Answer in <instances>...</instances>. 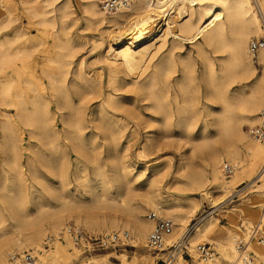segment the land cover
Here are the masks:
<instances>
[{"label":"bare ground","instance_id":"bare-ground-1","mask_svg":"<svg viewBox=\"0 0 264 264\" xmlns=\"http://www.w3.org/2000/svg\"><path fill=\"white\" fill-rule=\"evenodd\" d=\"M83 1L87 27H96L112 40H118L117 47L110 40H106V46L102 42L99 61L108 69L106 86L103 71L91 74L77 56L78 45L73 44L69 35V18L74 14L71 0H20L39 24L60 23L55 34L62 50L49 58L55 66H47L42 74L38 72L36 57L27 47L26 33H3L16 18L10 10L12 5L4 6L0 0V16L6 17L5 24L0 21L1 187L8 189V181L12 182V188L20 185L9 194L0 191V264H16L8 258L15 246L43 249L46 240L51 245L55 238L48 235V230L61 228L65 232L68 223L62 225L70 215L98 230L118 231L126 226L135 235L136 243H145L154 221L149 217L150 211L147 216L144 211L153 208L151 211L175 221L172 233L167 235L168 242L178 232L181 237L190 216L198 209L199 200L195 196L163 195V177L174 165L170 159L151 166L141 161L151 158L169 142L179 150L184 145L190 146L186 151H178L176 170L169 174L165 187L177 186L179 190L207 198L213 207L220 206L238 191L231 187L235 179L245 173H256L257 163L263 161L255 176L257 180L253 179L255 173L248 180L254 184L262 179L254 191L260 188L264 191V141L244 128L245 124L254 125L259 120L264 106V49H259L255 57L250 50V37L260 31L262 21L253 7L262 11L264 3L253 0V6L251 0H130L126 6L107 12L101 7V0ZM160 18L163 23L158 27ZM60 31L66 35L65 39L59 35ZM169 37H173L171 42ZM185 41L194 44L202 58V99L195 97L202 83L192 76L191 65L184 66L175 79L182 95L176 88L171 92L169 64L176 48ZM210 50L218 54L212 56ZM159 53L160 58L152 62ZM75 56L76 67L72 66L74 58L70 59ZM253 58L263 64L261 72ZM239 81H245L246 85L234 89L232 85ZM128 92L140 95L142 100L149 99L151 103L143 107L163 114L159 138L145 135L136 156L130 152V143L139 138V132L136 125L129 130L132 120L125 106ZM96 99L97 104L89 105ZM59 124L76 152L74 162L66 143L59 138ZM100 126L106 128L98 137L94 129ZM87 128L91 129L90 138L85 134ZM23 130L28 134L26 145ZM47 145L57 154L56 159L46 158ZM24 149L28 151L25 160ZM243 154L249 156L247 164L243 163ZM39 158L45 161L46 170L38 163ZM225 161L235 165L231 174L222 169ZM142 188L146 189L144 193H136ZM29 204L34 208L30 209ZM105 208L123 209L128 220H107L94 211ZM218 219L210 216L195 225L188 235H192V248L197 240L213 239L211 234L219 224ZM259 224L264 226V214ZM222 234L226 240L223 256L230 264H246L236 245L241 233L225 227ZM248 241L247 252L250 248L255 252L254 264H264V247L254 241L248 245ZM67 250L66 245L58 242L52 252L62 259ZM179 253L168 264H182ZM50 254L51 251L34 250V261L25 262L48 264ZM196 260V264H217L218 255L207 262Z\"/></svg>","mask_w":264,"mask_h":264},{"label":"rangeland","instance_id":"rangeland-1","mask_svg":"<svg viewBox=\"0 0 264 264\" xmlns=\"http://www.w3.org/2000/svg\"><path fill=\"white\" fill-rule=\"evenodd\" d=\"M254 1L256 2V0H254ZM254 1L251 0L253 6L255 4ZM260 2L264 3V0H260ZM71 3L73 6L74 14H72L69 18V23H70L69 35L71 34L70 37L73 40V44H76V46L78 45L77 46L78 48L75 47L76 50L78 49L77 56L83 60L84 67L91 74H95L99 70L103 71V73H104L103 80H104V84L106 86L107 77H108V69H107L106 64L103 61H99V56H100V53L103 49L102 42H103L104 46H106V44L108 42L109 43L114 42V43H116L114 46L117 47L118 46V40H112L113 39L112 37H107V35L105 33H104L105 34L104 35L101 32V30L96 28V27H87L86 21L84 18L85 6H84L83 0H71ZM8 4L12 5V6H10L11 7L10 10L13 13L12 16L14 18H16V20L13 21V23L8 28L4 29L3 33L13 34L17 31H24L26 33V37L29 38V42H30V43L28 42L27 47L30 48V52L32 51L33 56L36 57V59H37L38 72L40 74H42L43 69H45L47 66L54 67L55 63L50 61L49 58L55 57L58 54V52H60L62 50L61 47L58 45V40H57L56 34H55L56 31L60 27V23L58 24V22H55L54 24H50V23L49 24H39L38 18H34L27 11V9L25 8V5H23L20 2V0H2V5L7 6ZM255 11H256V8L254 9V7H253L254 14L258 18L260 17L262 19V21H260V31L257 32L256 34L255 33L252 34L250 39L253 37H260L263 35V32H264V27H263L264 26V8L262 9V11H259V12H257V11L255 12ZM108 14L109 13H107V15ZM74 18L76 20H74ZM260 18H259V20H261ZM0 21L4 22L2 24H5L6 17L0 16ZM160 21H161V18L158 19V27L163 23ZM175 23L176 22H172V24H175ZM261 24H262V26H261ZM175 26H176V24H175ZM158 27L155 26V28H157L156 30H158ZM261 27L263 28L262 31H261ZM55 29H56V31H55ZM161 33H162L161 31H155V34H161ZM59 35L61 36L62 39L66 38V35L62 31H60ZM110 35H112V31H111ZM172 38L173 37H169V42H171ZM250 39H249V41H250ZM106 40L107 41L110 40V41L107 42ZM146 40H149V38ZM75 48H74L73 52H75ZM210 51H211L212 56H216V54H218L216 52H213L212 50H210ZM79 54H81V55L79 56ZM77 56L70 57V59L74 58L73 59L74 62L72 63V66H74V67L77 66V63L75 61V58H77ZM160 56H161L160 53L157 54L154 57V59L152 60V62L159 59ZM182 57L185 59H183ZM253 59L255 61V64L258 67V71L261 72L263 64H260L257 58H253ZM186 61L189 62L188 63L189 65L186 63ZM190 65H191V67H189ZM169 66L172 68V72L169 74L170 75L169 81H170V84L172 86L171 92L174 93V89L176 88L177 91L182 95L183 91H181L180 88L177 86L175 79H176V77H178L180 75L181 69L184 66H188L189 69L191 70L192 76L195 77V80L198 81L200 84L202 83L201 88L199 89V92L195 93V97L202 99V94H203L202 93L203 92V82L201 81L202 58L198 54L197 48L195 47V45L190 43V42L185 41V43L183 44L182 47L176 48L174 59H173V61L170 62ZM243 85H246L245 81H239V82H235L232 85V87L234 89H236L237 87H241ZM125 94L128 95V97L125 99V100H127V101H125V103H126L125 106H126V109L128 111L127 116L129 119L132 120L131 124L129 125L130 126L129 130L134 128L136 125L137 130L139 132V135H138L139 138L132 140L130 143V149H131L130 152L134 156H136L137 151H139V148H138L140 146L139 142L141 140H143L142 138L145 135H149L151 137V139H156V138L158 139L159 138L158 133L160 131V128L163 129V125L161 122V120L163 118V114L160 111H157L156 109H152V108L148 109L147 107H143V106H146L145 104L151 103L149 99L142 100L140 95H137L136 93H132V92H128ZM133 96H135V97H133ZM135 99H136V102H135L136 104H133ZM98 101H99V99L93 100L92 102L89 103V105H95V103L97 104ZM131 104H133V105H131ZM215 106L218 108L219 104L215 103ZM250 126H252V125L251 124H245L244 125L245 131L247 133H250V130H249ZM105 128L106 127H104V126H100V127L95 128L94 131L97 132L99 134L98 137H100L102 135V131L105 130ZM57 129L59 132V138H60L61 142L66 143V145H67L66 147L68 150L70 160L74 162L75 157H76V152L70 146V143L68 142V140L65 139V137H64L65 132H64V129L62 128V125L59 124ZM211 129H213V127H211ZM23 131H24V139H25L24 143L26 145L28 143V141H27L28 134H27V131H25V130H23ZM85 134L87 135L86 136L87 138H90L91 129L87 128L85 130ZM100 139L102 140V138H100ZM166 141H167V139H166ZM189 146L184 145L179 150L176 145L173 146L169 142L167 144V146H165L163 149L156 151L154 154L150 155L149 157L152 156L151 158L141 159V161H147L146 164H148V166H151V165L157 164V163L162 164L164 162V159H170L172 161V163H174V165H172V167L170 168V172L168 173V175L163 177V181H162L163 195L169 196V197L170 196H179L181 198H186L188 196L189 197L190 196L191 197H194V196L197 197V200H199L198 209L195 210L194 213L190 216L189 221H188V225L194 223V219L201 216L202 214H204V215L207 214V215H206V217H204V219H202L201 223H204V221H206V219L210 216H215V217L219 218L218 219L219 224L216 226V229L211 234V237L213 239H211V240H197L195 242V245L197 243H199L200 241L201 242H203V241L211 242L215 246L216 251H218V253H219V254H217L218 255L217 264H230V261L223 256V248H224V246L226 247V240L224 238H222L223 230H225V227H229L230 229L238 230V232L241 233L240 238L243 237L245 240L249 239L250 241L247 240L249 242L248 245H250V242L254 241L255 245H259V246L264 247V242L260 243V240H264V226H260V224H259L261 221V217L264 214V191H262L263 189H261V188L258 189L259 191H254V188H258L257 184L262 182V179H260L256 183L254 182V184H253V182H251L252 184L249 183L250 180H248L249 177H251V175L253 176V174L255 172L252 171L249 174L245 173V174H242V176H238L235 179L236 182H234V184L231 185V187L233 186V190L242 188V190H240L241 192L238 194V197H234V198L231 197V199H229L227 202L223 203L222 205L214 206V207L212 206V204L210 203V201L207 198H203L199 195L189 194L188 191H183V190L177 189V186H174V187L172 186L171 188L165 187L166 184L168 183L169 179H170L169 174L176 170L175 164H177V160H178V156H177L178 151H186L189 149ZM45 148H46V153H47L46 158L56 159L57 154L53 153L52 148L49 145L45 146ZM24 151H23V153H24L23 159L25 160L27 157L28 151L25 149H24ZM243 156L245 159L243 163L247 164V162L249 160V156L247 154L246 155L243 154ZM197 157L200 158V153H198V152H197ZM1 158H2V152L0 150V161H1ZM38 163L45 168V166H44L45 161L43 160V158H39ZM262 163H263V161L257 163V167H256L257 170H255L256 173L259 170V167ZM45 170H46V168H45ZM256 173L253 176L254 180L256 179L255 178ZM238 175H240V174H238ZM231 178L232 177H229V178L226 177V179H231ZM54 179L57 180L58 178L54 177ZM99 179H100V177H98V180ZM242 181H244V183H242L241 185H238L237 187L234 188L235 185H237L238 183H240ZM11 183H12L11 181H8V189L6 187L2 188L1 187L2 177H0V191H2L5 194H9V193H11L10 190H13V189L16 190V189L20 188V185H16V186L13 185V188H12ZM10 186L12 189H10ZM39 186L41 187V185H39ZM145 191H146V189L142 188L141 190H137L136 193L140 194V193H144ZM256 193L259 195H257ZM254 194H256L257 196ZM250 197H252V199H250ZM29 205H30V209L34 208L33 205H31V204H29ZM214 209H216L215 212H214ZM151 210H154V209L153 208H146L144 211V214H146V216H147V213ZM228 210H230V212L232 213V216L229 215ZM94 211L100 213V215L105 216V219H107V220H110L111 218H117V219H120V221L123 220V222L128 220V216L126 215L125 211L121 208H117V209L105 208V209H101V210L94 209ZM161 215L168 217L165 214H161ZM69 222H75V223L82 225L85 229V232L87 233V235L89 236V238L91 240L99 238L106 231H112V229L111 230H105V229L104 230H98L97 228H95L93 226H87L82 221L77 220L76 216H73V215H70V216H68V218L65 219L62 227H65L66 224ZM201 223H199V224H201ZM118 229H120V230L127 229L128 231H130V234L132 237L131 243L120 244V245H117V246L111 247V248H102L98 245V243H95L93 245V247L86 249L85 245L75 244V242L73 240L71 241V239H72L71 237H70L71 238L70 239L69 236H64L65 232L60 228L57 230H52V229L48 230V235L52 234L55 239L51 245H50V243L47 242V240L44 241L42 243L43 249L19 248V247L15 246V250H18L21 252L27 251V250H33V251L37 250V253H40V252L43 253L45 251H47V252L51 251L48 264H144V261H146V264H165L164 261L162 260V258L165 257L164 252L150 251L147 248V244H146L147 240L145 243H143V242L136 243V241H134V239L136 237L132 233V230H130L128 227L122 226L121 228H118ZM184 229H185V227H184ZM186 229H187V226H186ZM113 230H116V229H113ZM0 231H1V229H0ZM180 233H181V230H180ZM178 235H179V232H178ZM178 235H176L175 236L176 238H173V239L179 238ZM260 237H262V239ZM189 240L192 244V235H191V237H189ZM237 241H238V239H237ZM58 242L61 243L62 245H66L67 249H68L67 252L63 253L62 259L56 257L54 255V253L52 252V249L55 248V244ZM192 245H194V244H192ZM236 245H237V243H236ZM250 250L253 251L252 248H250ZM253 254H255L254 251H253ZM34 255H35V259H37L38 256H36V252L34 253ZM178 255L181 256L179 263L184 264L186 262L184 260L185 257L184 256L182 257L181 253H179ZM194 255L197 256L195 253H194ZM255 257H256V255H255ZM8 258H9V256H8ZM9 260H10V258H9ZM176 260H177V258L174 261H176ZM25 261H29V260H25ZM25 261H22L23 262L22 264H26L27 262H25ZM33 261L34 260H31V262H33ZM10 262H11V260H10Z\"/></svg>","mask_w":264,"mask_h":264},{"label":"built area","instance_id":"built-area-1","mask_svg":"<svg viewBox=\"0 0 264 264\" xmlns=\"http://www.w3.org/2000/svg\"><path fill=\"white\" fill-rule=\"evenodd\" d=\"M129 2L130 0H101L100 5L105 11L112 12L118 10L120 7L126 6ZM259 49H264V32L262 36L253 37L250 41V50L253 56H256ZM249 130L256 139L264 141V106L260 110L259 120L254 125L250 126ZM222 169L226 174H231L235 170V165L231 162L225 161L222 163ZM237 190L238 191L231 196L232 198L238 197L242 188ZM215 211L216 209H214V212ZM206 215L202 214L201 216L195 218L194 223L187 225V229L181 237L168 242L167 235L171 234L174 228L173 220L169 217L156 213V211H150L149 217L154 221V226L149 233L147 248L150 251L164 252L165 257L162 258V260L165 264H168L171 260H173L178 252L185 257V264H196V259L201 262L213 260L217 255V251L211 242H199L192 248L188 237L195 225L201 219L206 217ZM65 232L76 244L85 245L86 249L93 247L95 243H98V245L102 248H111L120 244L131 243V234L127 229L105 232L99 238L91 240L82 225L75 222H69L65 228ZM237 249L242 253L241 256L244 257L246 264H254V258L252 257L253 252L251 250L247 252V241L243 237L238 239ZM194 253L197 256H195ZM9 257L16 264H20L22 261L33 259V250L23 252L14 250L10 253Z\"/></svg>","mask_w":264,"mask_h":264}]
</instances>
